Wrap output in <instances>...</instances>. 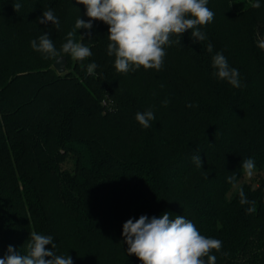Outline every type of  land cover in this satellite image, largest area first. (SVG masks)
Segmentation results:
<instances>
[{
	"label": "trees",
	"instance_id": "obj_1",
	"mask_svg": "<svg viewBox=\"0 0 264 264\" xmlns=\"http://www.w3.org/2000/svg\"><path fill=\"white\" fill-rule=\"evenodd\" d=\"M254 2L209 0L215 17L200 29L205 41L188 30L165 49L162 70L121 74L101 21L75 30L74 42L92 56L65 54L64 73L31 48L47 32L60 51L76 20L89 19L76 0H0V258L9 245L27 254L35 231L51 235L54 251L73 264H141L127 255L123 224L167 211L223 242L230 255L213 250L216 264H264V0L259 9ZM49 8L59 30L38 22ZM216 52L246 87L211 75ZM91 62L95 75L86 71ZM148 109L156 119L145 129L135 114ZM70 153L73 171L62 167ZM247 158L256 163V185L234 188L226 178L239 183ZM240 187L255 213L240 205Z\"/></svg>",
	"mask_w": 264,
	"mask_h": 264
},
{
	"label": "clouds",
	"instance_id": "obj_2",
	"mask_svg": "<svg viewBox=\"0 0 264 264\" xmlns=\"http://www.w3.org/2000/svg\"><path fill=\"white\" fill-rule=\"evenodd\" d=\"M84 5L87 21L78 18L73 31L67 33V40L57 51L53 40L45 32L38 40L30 42L34 51L41 53L44 59H53L70 55L73 60L84 61L92 56L89 47L73 40L76 29L91 30L93 21H101L108 26L107 55L115 57L114 68L117 73L128 74L143 67L144 70H162L166 48L173 44H181L180 37L191 30L194 42H203L207 36L200 29L213 22L215 13L208 7L209 0H76ZM22 4L17 2L13 8L18 12ZM251 7L259 9V0ZM40 24L51 22L57 30L60 22L54 11L49 8L38 18ZM177 37L173 40V37ZM81 37V36H80ZM82 39V37H81ZM258 47L264 50V38L258 40ZM208 53L213 52V45L206 46ZM83 67V65H82ZM98 65L91 62L87 65V74L95 75ZM211 75L221 81H227L234 88L246 87L239 78V71L229 66L222 52L212 56ZM169 103L166 98L163 105ZM189 103L187 107H193ZM156 117L151 109L137 112L135 120L145 129L152 127ZM198 151V150H197ZM193 163L202 167L199 154L191 157ZM241 169L244 175L251 178L256 170L254 159H243ZM207 178V177H206ZM227 182L236 187V176L230 175ZM239 191L240 205H249L246 213L256 212V201L249 200L242 187ZM124 242L127 244V255H135L141 264H216L217 257L212 254L221 253L223 242L219 239L202 235L196 225L183 215L174 218L165 211L160 216L141 215L138 219H128L122 227ZM51 245L52 250L46 246ZM57 243L51 235L30 233L27 243V254L18 253L12 245L7 254L0 258V264H73L67 255H58ZM50 258V259H46Z\"/></svg>",
	"mask_w": 264,
	"mask_h": 264
},
{
	"label": "rangeland",
	"instance_id": "obj_3",
	"mask_svg": "<svg viewBox=\"0 0 264 264\" xmlns=\"http://www.w3.org/2000/svg\"><path fill=\"white\" fill-rule=\"evenodd\" d=\"M70 59L73 61V59L70 57ZM75 156L72 154V153H70V154H68L66 157H65V160H64V162H63V164H62V167L64 168V169H67V170H69V171H73L74 170V168H75ZM255 175H256V173L254 172V175L251 177V178H248V177H246L245 175L239 180V183H237L236 184V187L240 184V183H242V182H244V181H247V182H252L253 183V185H256V181L255 180H253V178L255 177ZM236 187H234V188H236Z\"/></svg>",
	"mask_w": 264,
	"mask_h": 264
},
{
	"label": "water",
	"instance_id": "obj_4",
	"mask_svg": "<svg viewBox=\"0 0 264 264\" xmlns=\"http://www.w3.org/2000/svg\"><path fill=\"white\" fill-rule=\"evenodd\" d=\"M53 66L59 73H64L67 70V58L66 56L58 58V61H54Z\"/></svg>",
	"mask_w": 264,
	"mask_h": 264
}]
</instances>
